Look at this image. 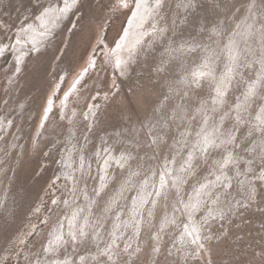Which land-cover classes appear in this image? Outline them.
Returning <instances> with one entry per match:
<instances>
[{
  "label": "rangeland",
  "instance_id": "rangeland-1",
  "mask_svg": "<svg viewBox=\"0 0 264 264\" xmlns=\"http://www.w3.org/2000/svg\"><path fill=\"white\" fill-rule=\"evenodd\" d=\"M140 2L0 0V264H264V0Z\"/></svg>",
  "mask_w": 264,
  "mask_h": 264
},
{
  "label": "snow or ice",
  "instance_id": "snow-or-ice-1",
  "mask_svg": "<svg viewBox=\"0 0 264 264\" xmlns=\"http://www.w3.org/2000/svg\"><path fill=\"white\" fill-rule=\"evenodd\" d=\"M77 2H78V0H72L73 5H75ZM125 6H127V5H125ZM68 7H69V5L67 4V0H65V8L67 9ZM217 93L219 96L223 95V92H221L220 89H217ZM255 95H256V84H253L249 87V90H248V93L246 96V100L248 98L255 96ZM261 111L264 112V109H262ZM258 119H259V117H258ZM261 123L264 124V121H262ZM258 130L262 134H264V127H260ZM221 143H227L229 145H233V150L228 151L226 158H224L222 161L218 162L220 170L228 167L229 165L238 166V163H239L240 159H242V157H240L239 154H237L235 156L233 155V151H235V149L237 147L235 136L230 134L228 139L226 141H222ZM212 147H219V145H216L215 141L208 140L207 138H205L204 148L202 149V151L207 152L208 149L212 148ZM249 163H252V161H249ZM260 163H261V174L257 177V179L261 182H264V155H261ZM237 175H240V173L237 172ZM240 183H243V181H241ZM254 193H255V188L253 187L251 193L249 194L250 199L254 198ZM80 235L83 236L84 233L81 232ZM58 239H62V238H58ZM72 239L75 240L76 236L73 235ZM101 255L102 256L107 255V253L106 252L101 253ZM108 259H111V257L109 256Z\"/></svg>",
  "mask_w": 264,
  "mask_h": 264
},
{
  "label": "bare ground",
  "instance_id": "bare-ground-1",
  "mask_svg": "<svg viewBox=\"0 0 264 264\" xmlns=\"http://www.w3.org/2000/svg\"><path fill=\"white\" fill-rule=\"evenodd\" d=\"M123 1V0H122ZM141 2H140V4H138L139 6H138V8H137V11H136V14H135V16L133 17V20L131 21V24H130V27H129V29H128V32L123 36V39H122V41L121 42H119L118 43V45L116 46V47H114V48H111L110 47V45L106 42V40L105 39H103V35L102 36H100V39H98V40H100V42H98V44L99 43H103L104 45H105V48H103V49H106L105 50V52L106 53H108V55L109 56H112L113 55V57H114V55H115V58H116V60L118 61V62H122L123 61V58H124V50L126 49V48H129L128 46H129V40L131 39V35L132 34H134V35H136L135 34V32H136V28L138 27V26H140V24L142 23L141 21L142 20H144V18H145V16H146V14H145V9H146V1L147 0H140ZM128 4V3H127ZM127 4H122L124 7H125V5H127ZM143 4V5H142ZM102 33H100V35H101ZM136 37H137V35H136ZM101 47H103V46H100V48ZM131 48H133V47H131ZM130 48V49H131ZM133 50V49H132ZM108 55H106V56H108ZM108 56V57H109ZM90 60L91 61H93L94 60V56L93 55H91L90 57ZM107 58V57H106ZM88 64H89V62H88ZM87 64V65H88ZM115 64V63H114ZM116 65V64H115ZM89 66V65H88ZM83 70L84 69H82L81 70V73L80 74H83ZM76 78L74 79V82L76 83V81H78V79L76 80ZM52 105V104H51ZM50 105V107L49 108H51L52 106ZM63 105V104H62ZM63 106H65V105H63ZM62 106V107H63ZM64 108V107H63ZM49 113V112H48Z\"/></svg>",
  "mask_w": 264,
  "mask_h": 264
}]
</instances>
